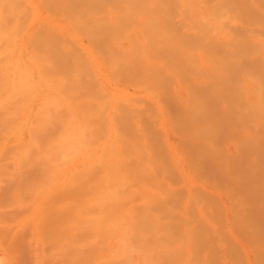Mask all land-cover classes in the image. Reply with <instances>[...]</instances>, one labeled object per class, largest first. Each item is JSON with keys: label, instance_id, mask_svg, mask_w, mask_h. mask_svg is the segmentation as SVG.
<instances>
[{"label": "bare ground", "instance_id": "6f19581e", "mask_svg": "<svg viewBox=\"0 0 264 264\" xmlns=\"http://www.w3.org/2000/svg\"><path fill=\"white\" fill-rule=\"evenodd\" d=\"M204 3L253 28L189 33L181 0H0L8 264H264V0Z\"/></svg>", "mask_w": 264, "mask_h": 264}, {"label": "rangeland", "instance_id": "374dc122", "mask_svg": "<svg viewBox=\"0 0 264 264\" xmlns=\"http://www.w3.org/2000/svg\"><path fill=\"white\" fill-rule=\"evenodd\" d=\"M198 1V2H197ZM181 2H182V6L180 5V7L182 8L181 9V11H182V15L179 17H177L176 19H175V21H176V23H177V25H179V26H182V27H184L185 29H187V31H189V33H196L197 32V30H195V29H192L191 27L192 26H194L190 21L193 19V20H195L196 19V21L197 22H200L201 24H208V23H211L209 20H211V21H214L215 22V24H216V29H215V34L217 35V36H220L221 38H224V39H226V40H228V43H230V41H229V33H231L232 34V31H235L236 30V26L238 25V29H242V30H239V32L241 31V32H244V31H247V32H249L252 28H253V26H251V25H249L248 23H245V22H242V23H239L238 21H234V20H232V19H230V18H228V17H225V18H219V19H215L214 18V15H213V13H212V11H210V7L207 5V3H204V0H181ZM200 2V3H199ZM190 11H191V13H190ZM185 12H187L186 13V15H185ZM193 17V18H192ZM209 17H211V19L209 18ZM185 18H186V20H185ZM61 26H64V25H61ZM240 27V28H239ZM65 29V31L67 32V28L65 27L64 28ZM230 29V30H229ZM231 31V32H230ZM236 31H238V30H236ZM129 35H130V37L132 38V39H134V40H137V41H141V35H140V33H138V30H135V29H133V30H131L130 31V33H129ZM121 48H124V49H128L129 48V44L127 43V42H122L121 44ZM100 71V77H103L104 78V82H105V85H106V87H107V89H108V91L111 93V95L112 96H118L119 94H117V88L116 87H121L119 84H117L118 82L115 80V79H113L114 77L112 76L111 77V73H110V70H109V68L108 67H106V69L104 68V70L102 71V70H99ZM193 77V76H192ZM192 79H194L195 81H196V79H198L197 78V76H194ZM199 81V83H203V81L202 80H200V79H198ZM176 88H178V91L181 93V96H183V94H184V87H185V85L184 84H178V83H176ZM109 87V88H108ZM131 92V93H130ZM133 94V95H132ZM125 96H127V97H133V96H141L142 95V92L141 91H138V90H135L134 88H132L131 86H127V88L125 89V94H124ZM132 95V96H131ZM0 123H1V121H0ZM1 126V125H0ZM2 128H0V130H1ZM5 130H7V129H5ZM162 130H163V135H164V138L169 142V144H171V145H173V146H178L179 145V137L172 131V129H171V127H170V125L167 123V122H164L163 123V125H162ZM3 132H4V130H2ZM1 133V131H0V133H1V139L3 138V140H1L0 141V149H5V148H7V147H9V143H8V139H9V137H8V132L7 131H5L6 132V134H4V133ZM231 149H233L232 147H231ZM3 157V156H2ZM2 160L0 161L1 162V164H2V162L4 161V157L3 158H1ZM179 162H180V169L181 170H185L186 169V165H185V162H183L182 161V159H179ZM4 163V162H3ZM0 164V165H1ZM2 165H4V164H2ZM4 176V175H3ZM3 179H5V177H2ZM2 179V180H3ZM2 184V183H1ZM3 207H4V205H3ZM6 211H7V209L6 208H4ZM4 209H1V211L0 212H3V210ZM5 211V212H6ZM10 211V210H9ZM5 212H3L4 213V215H6L5 214ZM8 212V211H7ZM6 212V213H7ZM3 213H2V215H3ZM10 213V212H9ZM12 213V212H11ZM14 213H16V212H14ZM14 213H12V214H14ZM18 213L19 214H21V212H17V215H18ZM12 214H10V215H12ZM1 215V214H0ZM3 215V216H4ZM9 215V216H10ZM22 215V214H21ZM7 216V215H6ZM6 216H4L5 218H6ZM4 217H3V219H4ZM8 217V216H7ZM14 217H16L17 218V216L16 215H14ZM21 218H22V216L20 217L19 216V218L17 219V221H19V220H21ZM3 219H1V217H0V220L2 221ZM0 230H1V228H2V231L1 232H3V233H1L0 232V234L2 235H4V238L5 237H8V236H10L9 237V240H8V238H7V240L6 241H4V238H2L1 237V235H0V238L1 239H3V241H4V243H6L7 242V244L6 245H8L9 243H12L10 246H13V247H15V246H17V244L14 246V244L15 243H18V241H14L15 239H14V237L17 239V237H18V239H19V237L21 236V238H20V241L21 240H23V238H24V236H22V235H24V234H22V235H19V234H21V232H20V229L19 228H17V226H16V224H13L11 227H9V225L8 224H5V223H1L0 222ZM12 227H15L14 228V230L12 229ZM4 228V229H3ZM5 229L6 230H10V229H12L13 231H11V232H9V235L8 236H6L7 235V233L8 232H6L5 231ZM19 231V233H18V235L16 234L17 232ZM6 232V233H5ZM5 233V234H4ZM16 234V235H15ZM2 235V236H3ZM1 239H0V241H1ZM14 239V240H13ZM17 239V240H18ZM12 240L15 242V243H13L12 242ZM3 241H1V242H3ZM22 242V241H21ZM19 245L21 244V243H18ZM9 245H8V248H9ZM0 246L1 247H3L4 249H5V245L4 244H2V243H0ZM0 247V252H2V253H0V258H2L4 255L6 256H4L5 258H2L3 260L5 259L6 261H8L10 258H11V254H10V256L9 255H6L5 253H7L6 251V249H7V247H6V251L3 253V248H1ZM13 247H11V248H13ZM19 247V248H18ZM18 247H16L18 250H21L20 248H21V246H18ZM10 249V248H9ZM15 249H13V251H14ZM17 250V251H18ZM9 252H10V250H8ZM22 251V250H21ZM19 252V253H21V255H22V252ZM15 252V251H14ZM2 254V255H1ZM7 254H9V253H7ZM15 255H17V253L15 252L14 253V256L12 257L13 259V263L14 262H16L15 260H14V257H18V255L17 256H15ZM20 255V254H19ZM9 257V258H8ZM15 258V259H16ZM18 258H21L20 256L18 257ZM17 258V259H18ZM2 259H0V261H2ZM2 261V262H0V263H2V264H8L9 263V261L8 262H6V261ZM19 260V259H18ZM21 260H23V259H20V261ZM20 261H17L18 263H16V264H21L23 261H21V263H20ZM4 262V263H3ZM10 262H11V260H10ZM12 262H11V264H13Z\"/></svg>", "mask_w": 264, "mask_h": 264}]
</instances>
